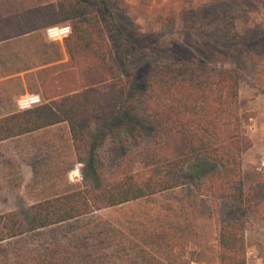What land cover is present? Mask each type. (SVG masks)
Wrapping results in <instances>:
<instances>
[{"label":"trees","instance_id":"1","mask_svg":"<svg viewBox=\"0 0 264 264\" xmlns=\"http://www.w3.org/2000/svg\"><path fill=\"white\" fill-rule=\"evenodd\" d=\"M97 11L103 14V22ZM10 20L11 27L0 29V39L69 22L72 31L64 43L75 67L47 83L41 104L0 118V141L65 121L77 160L83 162L81 154H90L85 162L98 179L102 161L85 144L92 126L100 131L95 147L102 144L105 128L120 118H126L125 132L135 141L141 140V125L131 115H141L153 131L152 145L128 154L119 172L101 187L83 186L37 202L28 208L27 223L14 212L1 214L0 241L189 181L199 189L203 179L207 195L225 199L216 225L217 264H247L248 227L229 211L239 207L253 216L255 224L264 221V174L255 173L249 182L243 176V155L252 141L246 135L249 116L241 112L238 70L198 60L154 62L149 66L147 89L134 105L127 99L129 80L115 67L116 55L124 58L130 44L110 0H55ZM223 33L232 40L227 31Z\"/></svg>","mask_w":264,"mask_h":264},{"label":"rangeland","instance_id":"2","mask_svg":"<svg viewBox=\"0 0 264 264\" xmlns=\"http://www.w3.org/2000/svg\"><path fill=\"white\" fill-rule=\"evenodd\" d=\"M110 1L115 19L130 44L126 47L124 58L115 54L116 69L129 80L127 98L129 101L134 105L139 104V94L147 89L149 66L154 62L167 60L216 62L236 68L241 74L239 98L242 114L249 116L246 125L247 137L249 138L257 122L263 126L264 0ZM97 14L99 20L103 22V14L99 11ZM64 23L70 25L69 22ZM224 30L232 40L226 39ZM69 65L68 69L75 67L71 58ZM131 118L141 125L140 141H135L126 134L124 129L126 118L117 119L105 128L106 135L98 147L94 146V142L100 133L99 129L92 126L88 131L85 144L93 148L92 151L102 161V174L97 179L89 172L88 163H81L83 186L101 187L105 181L119 172L128 154L140 147L148 148L152 145L153 127L141 115L138 117L131 115ZM251 152L246 151L242 159V172L246 182L252 180V176L257 172L264 174L260 153L253 157ZM82 154L87 158L86 161L90 159V154ZM183 176L191 178L187 174ZM202 180L198 182L199 189L195 188L194 182L189 181L180 187L125 205L130 211L141 210L148 215L145 223H140L135 233H151L157 237L158 233L163 231L166 244L169 242L172 247L187 251L185 258L188 264H217L216 225L218 215L221 214L219 208L224 205L225 199H213L207 195ZM229 212L234 218L244 220L245 217L248 228L255 224L253 216L247 211L242 213L239 207ZM109 238L113 243L114 237ZM191 260L194 263H191Z\"/></svg>","mask_w":264,"mask_h":264},{"label":"crops","instance_id":"3","mask_svg":"<svg viewBox=\"0 0 264 264\" xmlns=\"http://www.w3.org/2000/svg\"><path fill=\"white\" fill-rule=\"evenodd\" d=\"M54 1L0 0V29L12 26V15ZM47 26L0 39V118L19 110L21 95L42 96L49 80L70 68L64 39H47ZM249 138L247 153H260L264 173V123L257 122ZM86 160H77L65 121L0 141V215L14 212L27 223L31 205L82 188L80 164ZM130 202L0 241V264H188L187 251L166 244L163 231L157 237L135 233L148 215L130 211L125 206ZM245 236L247 264H264V221L251 225Z\"/></svg>","mask_w":264,"mask_h":264},{"label":"built area","instance_id":"4","mask_svg":"<svg viewBox=\"0 0 264 264\" xmlns=\"http://www.w3.org/2000/svg\"><path fill=\"white\" fill-rule=\"evenodd\" d=\"M45 36L49 40H63L71 33V26L68 23L50 24L45 29ZM42 98L39 94H24L17 99L19 110L31 108L41 104Z\"/></svg>","mask_w":264,"mask_h":264}]
</instances>
